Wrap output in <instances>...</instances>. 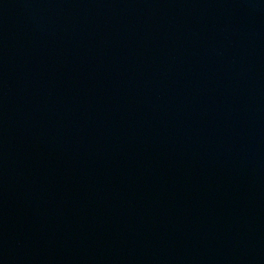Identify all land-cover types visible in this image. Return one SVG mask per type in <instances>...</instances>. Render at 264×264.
Returning <instances> with one entry per match:
<instances>
[{"label":"water","instance_id":"obj_1","mask_svg":"<svg viewBox=\"0 0 264 264\" xmlns=\"http://www.w3.org/2000/svg\"><path fill=\"white\" fill-rule=\"evenodd\" d=\"M0 264H264V0H0Z\"/></svg>","mask_w":264,"mask_h":264}]
</instances>
